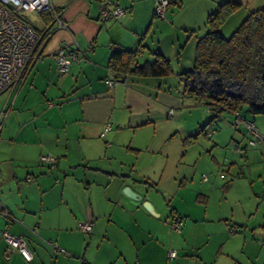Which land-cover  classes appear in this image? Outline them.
<instances>
[{
	"label": "crops",
	"instance_id": "obj_1",
	"mask_svg": "<svg viewBox=\"0 0 264 264\" xmlns=\"http://www.w3.org/2000/svg\"><path fill=\"white\" fill-rule=\"evenodd\" d=\"M101 1L52 0L49 22L42 14L25 16L42 37L41 56L17 89L2 94L7 115L0 135V264H264V146L246 149L242 165L238 159L227 174L212 177L224 166L222 156L211 151L213 161L205 162L197 150L195 138L204 133L206 119L176 76L194 66L207 19L227 0H182L161 19L154 15L157 0H110L124 11L110 20L101 18ZM238 1L241 7L227 21L242 22L264 6V0ZM56 14L66 28H58ZM112 45L144 46L139 63L153 61L156 51L170 62L178 57L175 79L133 77L109 87L106 81L115 80ZM62 48L83 54L65 75L54 56ZM243 116L264 135V116ZM232 117L225 112L206 129L224 128L238 149L251 135L244 125L233 127ZM107 123L112 129L101 138ZM45 154L55 156L56 164L43 163ZM258 161L263 164L256 177L250 174L252 192L243 187L247 194L233 193L227 205L211 210L214 200L226 199L218 194L228 173L238 168L241 179ZM204 170L212 171L209 181L200 175ZM125 187L140 199L126 195ZM243 195L253 204L244 216L250 210L257 215L233 224L229 207L240 205ZM82 222L92 223L93 233L86 235ZM231 226L239 229L234 235ZM7 228L26 237L31 262L8 247L1 236ZM172 250L174 259L168 258Z\"/></svg>",
	"mask_w": 264,
	"mask_h": 264
},
{
	"label": "trees",
	"instance_id": "obj_2",
	"mask_svg": "<svg viewBox=\"0 0 264 264\" xmlns=\"http://www.w3.org/2000/svg\"><path fill=\"white\" fill-rule=\"evenodd\" d=\"M181 1H171L166 12L172 3L180 6ZM241 5L238 0H227L209 15L206 23L208 30L199 37L197 42L194 66L177 74L183 95L194 99L207 109L209 115L201 128L202 132L209 136L216 132V129L207 130L206 128L225 112L233 116L239 112L242 116V109L247 107L248 113L252 116H264V6L250 12L229 37L221 32L224 23ZM48 13H42L47 22L49 20L45 14ZM154 15L157 16L155 9ZM143 48L142 45L135 49L115 48L112 45L109 68L115 80L109 79L113 81V85L109 87H113L116 82H124L133 77L164 78L172 74L173 68L170 61L158 51L155 52L157 56L153 61L139 63L138 56ZM233 127L237 128L234 125ZM247 148L245 146L241 149L243 155ZM238 230L236 226L230 228L232 234ZM84 233L90 235L93 229L90 233ZM168 258H170L169 254Z\"/></svg>",
	"mask_w": 264,
	"mask_h": 264
},
{
	"label": "built area",
	"instance_id": "obj_3",
	"mask_svg": "<svg viewBox=\"0 0 264 264\" xmlns=\"http://www.w3.org/2000/svg\"><path fill=\"white\" fill-rule=\"evenodd\" d=\"M173 0H157L155 4V14L165 18L166 9ZM48 13L54 12L52 0H0V95L12 93L21 84L26 71L41 56L39 48L42 41L41 35L26 20L27 13ZM101 18L110 20L124 15V11L118 6H112L110 0H102L100 3ZM55 21L58 28H66L65 21L56 14ZM58 72L67 74L72 65L78 62L83 54L81 51H73L62 48L55 54ZM109 86L113 85L112 80L107 81ZM173 109H169L168 114L173 115ZM7 115V110L0 112V135ZM233 125L239 127L245 125L252 138L249 140V147L264 146V135H262L253 122L245 120L239 112L235 113ZM111 129L110 124H106L101 136ZM237 153L242 150L238 148ZM41 160L45 163L54 164L57 159L51 154L42 155ZM204 180L207 177L204 176ZM8 215V213H5ZM80 228L86 232H92L93 225L90 222H82ZM173 228L180 232L177 222L173 223ZM2 238L12 250L18 251L27 262H31L34 253L28 245L24 235H15L7 228L1 232ZM170 258L176 257L175 251H170Z\"/></svg>",
	"mask_w": 264,
	"mask_h": 264
},
{
	"label": "rangeland",
	"instance_id": "obj_4",
	"mask_svg": "<svg viewBox=\"0 0 264 264\" xmlns=\"http://www.w3.org/2000/svg\"><path fill=\"white\" fill-rule=\"evenodd\" d=\"M158 18L161 19L160 17H158ZM238 22L242 23L240 21V19H238V18H232L230 21H227V22L224 23V25L222 26L223 29L221 28V30H223L226 33V36L229 37L232 34V32L235 30V28L237 26H239V25H237V24H240ZM177 58L176 57H172V60L171 61L173 63L170 62L171 63V66H173L172 68H174V71L172 72V74H170V76L167 78L170 82H173V80L175 79V75L177 74V72H176L178 70L177 69V65L179 64V63H177V61H178ZM189 100H190L189 101L190 103H192V102L193 103H197L194 99H189ZM5 105H6V96L5 95H1L0 96V112L4 109L3 107H5ZM196 108L203 113V116L204 117H203L202 120L204 122V120L206 119V117L209 115L207 109L205 108V106H201L199 104L196 106ZM246 113H248V108L247 107H244L242 109V114H246ZM234 119H235V116L232 117L231 122H234ZM237 128H240V126L237 127ZM198 136L195 138L198 141V143H197L196 146L199 147V148L197 147V150L198 149H202L203 155H205V158H204L205 160L204 161L205 162H208V159H210V161H213L211 159V157L209 156V153L211 151H214V153H212V156H215L216 157L217 154L219 153L222 156V157H220L221 158L220 161H222V163L224 164V166L221 167V170H218V167H217L216 171H214V172H212V171H208L207 172L205 170L202 171L200 173V175L202 177H203V175H206L207 177L209 176L207 181H209V178L211 179L210 172L213 173L212 177L213 176H216V175H219V173L227 174L226 167H228V165H231V164L235 163L238 159H240V165L243 164V160H242L243 153H237L235 151V149H236V146H235V143H234L235 141L233 140V138H231V135H228L227 134V132H226V130L224 128H221L217 132H213L211 134V136H209V134L206 135V133H202L199 137ZM220 140H221V142H220V145L221 146H219V147L215 146V144L217 142H219ZM248 144H249V140L247 139V141L244 144H240V148H243V147L247 146L248 147L247 148V151L248 152L250 150L254 149V148H260L259 146L258 147H249ZM208 156H209V158H208ZM258 162H260V161H258ZM257 164H259V165H256L255 163H252L251 162V166H250L251 173H250V171H247L246 170V176L245 175L242 176L241 179H238L236 177L237 176L236 175V172L238 171V168H233L232 171L230 173H228L227 177L225 178L224 184L226 183L227 180H228V182H231V179L233 177H234V180L236 178L237 179L234 181V183L232 185L223 187L224 184H222V186H221L222 189L221 188L220 189L223 190L224 192H222V191L219 190V194H218V195H220V197L225 195L226 196V199H223L222 200L220 198V201L214 200L213 204L210 205V209L211 210H217L220 207L227 205L230 202L229 201L230 200V196L233 193L235 194V196L238 195V194H240V193L247 194L246 190L243 187H248L249 193H250V191L252 192V190L249 188V187H251V184H250L251 183L250 182L251 181L250 174L253 173L254 174V177H256L257 171L258 172L260 171V168H262V165L261 164H263V163L260 162V163H257ZM227 187L231 188L228 192L226 191L227 190ZM213 196H217V195H213ZM243 200L244 201H242V203L240 205L234 206V207H232V206L229 207L230 210H231L229 212L232 215H233V213L235 214L234 215L235 216V219H232V223L233 224L235 222H237V223L243 225V223L246 222L244 218H246L247 220L250 218L249 217V214L254 213V215H257L254 210H250V211H247V214L248 215H245L244 216V211H245L246 206L249 205V206H251L253 208V204L250 201V199L248 197H246L245 195H243ZM258 216H260V214H258ZM240 228H241L240 229L241 232H240L239 235H242L244 233L243 232V228H242V226H240ZM263 255H264V251H263ZM252 256H254V255H252ZM248 257H250V256H248ZM245 264H253V262L251 260H245Z\"/></svg>",
	"mask_w": 264,
	"mask_h": 264
},
{
	"label": "water",
	"instance_id": "obj_5",
	"mask_svg": "<svg viewBox=\"0 0 264 264\" xmlns=\"http://www.w3.org/2000/svg\"><path fill=\"white\" fill-rule=\"evenodd\" d=\"M124 193H125L126 195H128L129 197H132L133 199H140V195L137 194L136 192H134L130 187H125V188H124ZM143 206H144L145 209H146L147 211H149L150 213H152V214H154V215L156 214L155 209H154V206L152 205L151 202H149V201H144V202H143Z\"/></svg>",
	"mask_w": 264,
	"mask_h": 264
}]
</instances>
